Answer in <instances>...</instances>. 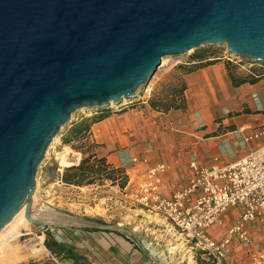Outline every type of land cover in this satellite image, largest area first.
Wrapping results in <instances>:
<instances>
[{
	"label": "water",
	"instance_id": "1",
	"mask_svg": "<svg viewBox=\"0 0 264 264\" xmlns=\"http://www.w3.org/2000/svg\"><path fill=\"white\" fill-rule=\"evenodd\" d=\"M226 44L264 63V0H0V231L77 110L136 97L168 55Z\"/></svg>",
	"mask_w": 264,
	"mask_h": 264
},
{
	"label": "crops",
	"instance_id": "2",
	"mask_svg": "<svg viewBox=\"0 0 264 264\" xmlns=\"http://www.w3.org/2000/svg\"><path fill=\"white\" fill-rule=\"evenodd\" d=\"M201 52L196 51L184 61L196 64L183 74L186 109L157 110L138 91L133 99L95 111L101 119L92 125L87 137L95 144L92 151L114 168H131L134 155L148 158V162L132 167L138 171L140 165L144 171L167 164L170 169L163 177V187L169 193L186 182L191 159L196 158L202 165L212 164L217 155L222 161H234L264 144V137L243 144L238 133L241 126L252 129L264 124V63L245 66L231 62L238 75L259 74L255 82L235 84L227 68L231 61L227 54L209 57L212 62L208 63V59L194 56ZM235 213H227L221 224L212 227V235L222 238ZM91 227L98 230L86 229ZM79 231L83 235L81 245L96 249L94 264H154L151 256L118 228L85 223ZM254 234L258 243L264 225Z\"/></svg>",
	"mask_w": 264,
	"mask_h": 264
},
{
	"label": "rangeland",
	"instance_id": "3",
	"mask_svg": "<svg viewBox=\"0 0 264 264\" xmlns=\"http://www.w3.org/2000/svg\"><path fill=\"white\" fill-rule=\"evenodd\" d=\"M196 51L205 52L211 58L224 53L232 57L234 61L244 63L245 66L250 64L231 55L226 44L205 43L185 54L165 56L167 64L164 66L160 64L151 80L140 89L139 93L149 101L153 98L173 97L175 91L182 85L183 74L196 66V64L184 63ZM234 61L231 62L234 63ZM98 110L88 108L77 110L73 113L71 120L61 128L60 135L56 136L49 146L45 158L37 169L33 216L49 222L50 225L47 226L54 231L58 240L78 246L88 254L92 264L95 263L94 250L96 249L90 250L81 245L80 238L83 235L79 230L85 223L120 229V232L137 243L140 250L151 256L154 264H199L196 259L197 251L202 250L188 241L184 234L174 229L167 219L144 210L139 203H133L129 196H126V190L124 191L119 185L121 178L117 182H112L106 178V173H103V176L96 177L95 183L88 182L95 179L94 175L87 177V180L78 186L61 181L60 163L61 165L63 162L71 164L64 168L63 174L67 170L71 171L80 166L93 148L91 147L93 143L89 139L78 140L73 136L70 142L66 143V137L70 134L75 122L99 115L95 112ZM77 152H81V162L73 164L72 154ZM137 169L142 170V172L136 170L140 174L144 172L141 165ZM123 174L128 182L125 170ZM136 179L133 178V181ZM128 189L130 190V187ZM30 223L20 224L15 229V233L18 232L20 235L17 244L26 247L25 249L28 248V254L22 260L12 264H72L71 261H61L52 257L44 244L46 226ZM40 235L44 238L41 239ZM174 246L178 248L172 252L171 248ZM201 257L205 261H210L204 253ZM210 262L206 264H213L212 261Z\"/></svg>",
	"mask_w": 264,
	"mask_h": 264
},
{
	"label": "built area",
	"instance_id": "4",
	"mask_svg": "<svg viewBox=\"0 0 264 264\" xmlns=\"http://www.w3.org/2000/svg\"><path fill=\"white\" fill-rule=\"evenodd\" d=\"M251 128L238 129L243 144L264 137V124ZM81 158V152L73 153L72 163L80 164ZM130 161L131 168L123 167L128 176L123 189L133 203L167 219L213 264H264V234L258 243L254 234L264 225V144L234 161H222L217 155L212 164L202 165L191 159L186 182L169 193L163 187L170 169L167 164L148 167L140 174L132 167L148 158L134 155ZM232 211L236 213L224 236L216 238L212 227Z\"/></svg>",
	"mask_w": 264,
	"mask_h": 264
},
{
	"label": "trees",
	"instance_id": "5",
	"mask_svg": "<svg viewBox=\"0 0 264 264\" xmlns=\"http://www.w3.org/2000/svg\"><path fill=\"white\" fill-rule=\"evenodd\" d=\"M195 57L199 58V60L208 59L211 56H207L205 52H201L200 54H195ZM208 63L212 62L211 59L207 60ZM232 63L229 61L227 63V68L229 70V74L235 84H241L244 82H255L257 81L259 74L242 76L234 73L232 71ZM192 69L186 71L190 72ZM187 88L186 81L182 79V85L180 89L175 91L173 97H166L160 99H151L150 104L153 108L157 110L169 111L172 108H187V100L185 97V90ZM101 119V116H94L90 118H83L81 121L75 122L70 130V134L66 137V143L70 142L71 138L74 136L78 140L88 139V135L91 131L92 125ZM95 144H91V147H94ZM90 154L86 156L79 167L74 168L73 170H67L62 175V179L64 183L69 185H80L84 181L87 180V177L94 175L95 179H91L92 181H88L89 183H95L96 177L103 176V173H106V178L111 180L112 182H117L119 178V185L124 187L127 183V177L124 176V169L122 168H114L107 162L105 157H99L96 155L92 149L89 152ZM71 165V164H69ZM122 176H120V175ZM102 222V221H101ZM46 239L45 246L51 252L52 257L61 261H71L72 264H92L88 254L84 253L78 246L75 244H71L65 241H60L56 237L54 231L51 230L49 226H46ZM65 229V228H64ZM87 230H98L96 227L86 228ZM203 251H197L196 259L199 264L211 263L210 261H205L202 259L201 254Z\"/></svg>",
	"mask_w": 264,
	"mask_h": 264
},
{
	"label": "bare ground",
	"instance_id": "6",
	"mask_svg": "<svg viewBox=\"0 0 264 264\" xmlns=\"http://www.w3.org/2000/svg\"><path fill=\"white\" fill-rule=\"evenodd\" d=\"M166 64L167 59L166 57H163L162 66ZM64 164V162L62 163V165L60 163L61 170H64L66 166H71L67 163L65 165ZM35 193L36 192H34L30 197L32 202L35 198ZM27 204L28 202L17 212V214H15L11 218L7 225L0 231V264H12L18 262L28 254V248L25 249L26 247L24 248V246H20L17 244L20 235L18 232L15 233L16 227L20 224H31L25 216V209L27 207ZM39 237H41V239L44 238L43 235H40ZM41 242H43V240ZM177 248V246L172 247V252L175 251Z\"/></svg>",
	"mask_w": 264,
	"mask_h": 264
}]
</instances>
